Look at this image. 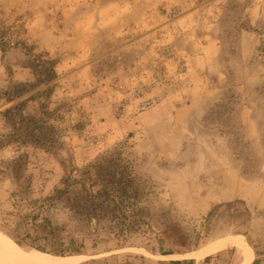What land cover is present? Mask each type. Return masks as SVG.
Returning <instances> with one entry per match:
<instances>
[{
  "label": "rangeland",
  "instance_id": "rangeland-1",
  "mask_svg": "<svg viewBox=\"0 0 264 264\" xmlns=\"http://www.w3.org/2000/svg\"><path fill=\"white\" fill-rule=\"evenodd\" d=\"M236 234L264 264V0H0V244L187 264Z\"/></svg>",
  "mask_w": 264,
  "mask_h": 264
},
{
  "label": "bare ground",
  "instance_id": "bare-ground-1",
  "mask_svg": "<svg viewBox=\"0 0 264 264\" xmlns=\"http://www.w3.org/2000/svg\"><path fill=\"white\" fill-rule=\"evenodd\" d=\"M227 249H234L241 256L237 264H248L252 251L241 234L218 238L185 256L202 261ZM81 260V257L53 256L49 253L24 250L10 242L0 244V262L5 264H80Z\"/></svg>",
  "mask_w": 264,
  "mask_h": 264
},
{
  "label": "crops",
  "instance_id": "crops-1",
  "mask_svg": "<svg viewBox=\"0 0 264 264\" xmlns=\"http://www.w3.org/2000/svg\"><path fill=\"white\" fill-rule=\"evenodd\" d=\"M166 257H168V256H166ZM207 258H208V260L206 262L204 260H202V261H198L196 263L190 262L187 264H226V259L223 257V255H221V253L214 255V256L207 257Z\"/></svg>",
  "mask_w": 264,
  "mask_h": 264
},
{
  "label": "trees",
  "instance_id": "trees-1",
  "mask_svg": "<svg viewBox=\"0 0 264 264\" xmlns=\"http://www.w3.org/2000/svg\"><path fill=\"white\" fill-rule=\"evenodd\" d=\"M49 74L50 75H53L54 74V71H53V68L51 69V70H49ZM44 140V139H43ZM49 143H52V142H49ZM33 250H36V251H39V252H44V253H48V252H46L45 250H43V249H40V248H34ZM58 256H65V255H58ZM208 260V258H205L204 259V261H207Z\"/></svg>",
  "mask_w": 264,
  "mask_h": 264
}]
</instances>
